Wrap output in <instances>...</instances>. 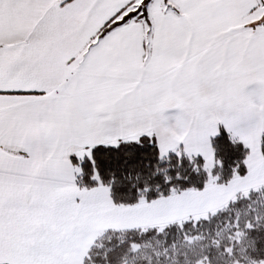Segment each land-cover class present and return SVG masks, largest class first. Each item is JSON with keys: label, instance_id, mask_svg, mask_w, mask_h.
Segmentation results:
<instances>
[{"label": "snow or ice", "instance_id": "6c2138e0", "mask_svg": "<svg viewBox=\"0 0 264 264\" xmlns=\"http://www.w3.org/2000/svg\"><path fill=\"white\" fill-rule=\"evenodd\" d=\"M257 182L264 0H0V264H146L188 223L108 229L85 253L93 220ZM260 191L200 264H264Z\"/></svg>", "mask_w": 264, "mask_h": 264}, {"label": "trees", "instance_id": "16d2710c", "mask_svg": "<svg viewBox=\"0 0 264 264\" xmlns=\"http://www.w3.org/2000/svg\"><path fill=\"white\" fill-rule=\"evenodd\" d=\"M257 191H260V187L251 189L244 194H237L226 205L205 217L172 222L161 228L155 227L159 232H164L166 229L171 232L172 226L178 227L184 223L189 225L185 233L171 236V240L175 241L174 243L169 240L166 245L165 240L154 239L144 244L140 252V258L146 261V264H200V261L196 258L200 255L201 249L208 245L218 246L225 241L233 225L242 221L248 215V211L242 206L243 202L249 197L250 192L255 193ZM259 199L264 200V191H260ZM233 213L235 218H233ZM254 218L258 222H264V212ZM197 224H199L198 228L196 227ZM148 228L152 227L141 228V230L146 231ZM104 233L98 238H103ZM111 238V236L108 237V239ZM153 256L156 257L155 261L152 260ZM180 256H183L182 260L178 259ZM160 257L165 259L161 261ZM125 264H136V261L127 260ZM250 264H254V261H250Z\"/></svg>", "mask_w": 264, "mask_h": 264}, {"label": "rangeland", "instance_id": "374dc122", "mask_svg": "<svg viewBox=\"0 0 264 264\" xmlns=\"http://www.w3.org/2000/svg\"><path fill=\"white\" fill-rule=\"evenodd\" d=\"M264 182H257L254 184H238L229 189L220 188L214 196H212L206 203L200 201L184 205V210L179 211L177 207H173L171 212L158 216L155 218H148L138 220L132 217L118 218L116 217V228H147V227H157L161 228L165 224L172 222H180L186 219H198L205 217L208 214L216 211L217 209L226 205L230 200H232L237 194H244L251 189L260 187Z\"/></svg>", "mask_w": 264, "mask_h": 264}, {"label": "crops", "instance_id": "0c3cea01", "mask_svg": "<svg viewBox=\"0 0 264 264\" xmlns=\"http://www.w3.org/2000/svg\"><path fill=\"white\" fill-rule=\"evenodd\" d=\"M116 217L104 214H101L100 217L93 220L89 227V236L87 240L83 241V247L85 249V253L90 245H92L93 241L97 239L102 233H104L108 229L113 230H122L128 228H119L115 226Z\"/></svg>", "mask_w": 264, "mask_h": 264}]
</instances>
